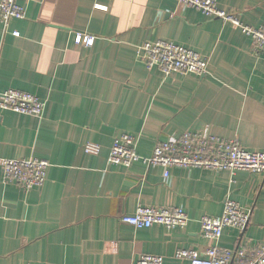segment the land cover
Wrapping results in <instances>:
<instances>
[{"label": "crops", "instance_id": "1", "mask_svg": "<svg viewBox=\"0 0 264 264\" xmlns=\"http://www.w3.org/2000/svg\"><path fill=\"white\" fill-rule=\"evenodd\" d=\"M25 19L0 23V93L17 89L44 102L42 116L0 108V158L49 162L42 186L28 191L0 167V264H163L180 248H233L225 227L203 236V215L219 216L230 197L250 222L242 243L264 241V173L170 168L107 161L115 138L130 134L150 156L159 140L209 127L211 134L264 153V54L239 28L175 0H17ZM252 27L264 26V0H218ZM82 38L76 42L77 35ZM94 37L86 46L84 36ZM164 40L208 60V73L162 74L141 59L145 41ZM100 146L85 155V143ZM139 206L179 207L183 228L120 222Z\"/></svg>", "mask_w": 264, "mask_h": 264}, {"label": "built area", "instance_id": "2", "mask_svg": "<svg viewBox=\"0 0 264 264\" xmlns=\"http://www.w3.org/2000/svg\"><path fill=\"white\" fill-rule=\"evenodd\" d=\"M185 8H193L208 18L229 23L249 36L251 51L264 54V26L252 27L245 24L239 15L225 11L218 6V0H175ZM26 11L17 0H0V23L5 27L11 19H25ZM78 34L76 42L81 41ZM94 37L84 36L86 46L92 45ZM141 59L148 69L156 68L162 74H195L204 76L208 73V60L200 53L172 42L157 40L145 41L140 46ZM0 108L40 117L44 111V102L35 95L17 89H6L0 93ZM85 155H97L100 146L85 143ZM109 164L130 167L135 162L148 166H160L164 169V178L169 177L170 168H201L212 171L226 170L230 174L236 171L264 173V153L250 152L243 149L235 140H227L211 134L209 127L200 131H185L180 136L159 140L150 156L136 152L135 138L122 134L115 138L107 158ZM0 167L5 180L15 181L23 190L42 186L46 180L49 162L41 158L6 159L0 158ZM120 222L134 228H147L163 225L168 229L183 228L188 222V215L179 207L139 206L133 215H122ZM250 222V211H246L230 197V192L223 201V211L219 216L203 215L200 230L203 236L218 241L225 227L236 229L240 233L239 242L232 249L214 244L202 252L193 248H180L174 256L187 260L189 264H264V241L256 246L242 243ZM161 255L143 254L136 264H163Z\"/></svg>", "mask_w": 264, "mask_h": 264}]
</instances>
